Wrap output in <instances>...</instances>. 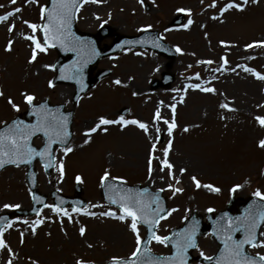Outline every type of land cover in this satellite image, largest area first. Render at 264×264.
<instances>
[{
    "label": "rangeland",
    "instance_id": "obj_1",
    "mask_svg": "<svg viewBox=\"0 0 264 264\" xmlns=\"http://www.w3.org/2000/svg\"><path fill=\"white\" fill-rule=\"evenodd\" d=\"M211 2L101 0L99 3H82L76 14L79 30L95 34L101 26L112 29L110 36L101 38L100 46L109 45L115 34L134 35L152 29L157 30L170 46L179 47L181 52L176 51L174 58L169 60L150 49L137 47L103 57L93 66L92 75L100 69H110L111 73L73 103L71 85L55 83L53 87L48 86L55 72L52 67L44 65H53L57 56L55 50L48 48L45 53H38L33 63L28 62L31 45L23 35L32 33L22 21L41 24L40 7L45 6L46 0H38V3L16 0L15 4L0 0V5H4L0 8V15L16 7L22 8L10 18L9 23L15 24L12 33L7 31V24H0V92L3 93L0 96V125L26 109L22 93L33 95L34 102L46 98L51 104L62 103L66 109H73V137L66 145L73 151L65 155L64 147L55 149V166L49 174L36 164L38 191L45 194L48 204L52 205L50 193L57 191L73 195L79 176L86 203L80 213L69 207L62 208L71 215V222L67 216L58 215L48 207L42 208L39 215L15 217L10 222L12 227L3 234L12 255L7 250H0V264H7L9 259L12 264H76L77 260L85 264H103L114 257H129L136 247L135 234L129 227L131 220L120 221L100 215L115 210L100 195L99 185L105 171L108 178L127 184L148 182L155 189H163L168 212L175 211L159 222V236L180 225L192 211L204 214L209 208L214 209L213 212L223 209L230 193L243 198L253 196L257 189L264 193V148L258 146V142L264 139V127L255 120L256 116H264V81L237 67L243 65L264 74V47H246L264 41V0L256 3L248 0L247 4L243 0H232L242 4L243 10L230 9L223 15H220V8L229 0H216L215 8L207 7ZM177 9L186 11L178 12ZM178 14L184 18L176 26L172 20ZM212 16L219 19L213 20ZM189 18L193 23L185 28ZM36 36L42 41L39 31ZM9 39L13 45L7 52L5 48ZM221 57L227 60V64ZM205 60L213 63H198ZM222 65L221 71H214ZM164 71L174 76L169 87L151 89V81L160 79ZM116 80L121 83H114ZM193 84L214 88L215 93L187 87ZM9 98L19 111L8 104ZM222 103L228 104L231 110L221 108ZM172 105H175L176 127L169 136L164 120H173ZM123 108H127V113L119 115ZM157 109L162 119L154 121ZM100 117L136 119L148 125V132L136 125L124 128L118 124L107 125L103 126L107 127V132L98 129L91 134L89 143L84 144V133ZM35 143H40V139L37 138ZM165 147H169L167 161L173 166L172 178H169L167 168L160 170ZM61 160L64 166L62 177L59 172ZM24 175L25 167L9 166L0 172V213L15 209L4 208V204L30 207V191ZM192 177L201 184L219 188L220 192L196 188ZM169 184L183 191L173 195ZM237 184L242 187L230 191ZM84 210L95 215H85ZM40 220L43 222L33 234L31 225ZM81 227L86 230L83 236L79 231ZM138 231L142 238L144 231L139 224ZM260 240H264V236L260 235ZM149 247L157 253L169 250L156 241ZM215 250L213 239L204 236L199 238L193 254L200 255L203 251L211 256ZM249 251L264 255V247L250 248ZM192 264L199 263L193 261Z\"/></svg>",
    "mask_w": 264,
    "mask_h": 264
},
{
    "label": "snow or ice",
    "instance_id": "obj_2",
    "mask_svg": "<svg viewBox=\"0 0 264 264\" xmlns=\"http://www.w3.org/2000/svg\"><path fill=\"white\" fill-rule=\"evenodd\" d=\"M11 4H15L16 0H9ZM26 3H38V0H25ZM99 3L101 0H51V8L47 6L40 7V17L43 22L41 24L31 23L29 21H22L29 29H31V35H23V39L30 41L31 45V57L29 59V63H33L37 59L38 53H45L49 47H56L59 45L65 51H73L76 52L78 56H85L89 52V46L86 42L79 40L76 38L74 34L71 32V21L75 12L79 11V7L82 3ZM252 3H256L257 0H251ZM203 3V0H201ZM244 4L248 3V0H243ZM217 6L216 0H212V2L207 5L209 8H215ZM4 5H0V8H3ZM230 9L243 10L242 4L234 3L232 0H229L222 8H220V15H223ZM22 11V8L16 7L11 11H7L5 14L0 15V24H7V31L12 33L15 29L14 23H9L10 18L15 17L18 13ZM178 12H184L185 9H177ZM190 13V10H187ZM99 19V17H97ZM211 19L216 20L219 19L218 16H212ZM193 21L191 18L188 19L187 24L184 25L185 28H188ZM150 27V26H149ZM39 31L42 34V41L37 39L36 33ZM224 44V42H221ZM13 41L9 39L8 44L5 48V51L10 52L12 50ZM120 45H118L119 47ZM153 47H159V44L153 43ZM247 48L252 47H264V41L254 42L253 44H248ZM176 51L179 53L181 49L179 47L176 48ZM91 54H96L95 50H91ZM139 54V53H138ZM224 64H227V60L224 57L220 58ZM86 62V61H85ZM80 62L77 61L75 64L70 66V70H74L71 74L66 75L65 69H61V75L59 79H72L75 75H77L82 69L77 65ZM198 63L204 64H212L213 61L205 60L198 61ZM44 67H52L55 68L54 65H44ZM237 67L243 68V71L251 73L257 80L264 81V74L256 72L254 69L249 67H244L243 65H238ZM223 69V65L221 68L214 69V71H221ZM235 71V69H233ZM199 79V75L196 76ZM116 84H120L119 80L114 81ZM49 87H53V82H48ZM187 87H191L193 89H198L199 91L206 93H215V89L211 87H201L199 84L188 85ZM23 99L27 105L30 107H35L33 102L35 97L31 94L22 93ZM136 95V93H133ZM0 96H3V93L0 92ZM8 104L12 107L13 110L19 111V107L13 102L11 98L8 99ZM181 102H183V97H181ZM221 108L229 109L228 104L222 103L220 105ZM173 110V120L169 122L168 120H164V123L168 125V134L171 136L172 130L176 127L175 124V105L171 106ZM32 115L36 116V123L31 125H26L22 121H12L10 125L6 124L4 129L0 130V167H3L5 164H15L19 165L20 163L26 162V160H30L33 156L39 155L42 158L45 154H50L49 144L54 142L65 143V139L68 135L67 125L65 118H58L50 115V112L46 109L44 104L39 105L38 110L32 112ZM162 117L160 116L159 109H157L154 114L153 120H160ZM255 120L257 123L264 127V116H256ZM118 124L121 128H124L128 125H136L138 128L142 129L145 133L148 132V125L138 121L136 119L126 120L123 117H120L117 120H110L104 117H100L98 122L95 125L88 129L84 136L86 137L84 140V144L89 143V139L92 133L97 132V130H102L107 132V125ZM185 132L188 131L187 128L184 129ZM159 132V129H157ZM37 133H43L44 136L48 138L49 143L44 145V149L42 152H37L34 148L29 146L28 141L32 136H35ZM171 146V141H169V147ZM258 146L260 148H264V139H261L258 142ZM169 147L164 148V157L165 159L161 161V171L164 168H167L169 178H172V164L167 161V155L169 151ZM155 145H153V149ZM72 147L65 146L63 148V152L65 155L72 152ZM54 157L49 159V162L45 167L52 166V160ZM59 172L61 177L64 174V166L63 160L59 162ZM181 172L184 169H180ZM149 172H151V158L149 159ZM108 177V172L105 171L104 176L101 177V183L103 184L106 178ZM76 180L79 182L81 178L79 176L76 177ZM192 180L196 186V188H205L211 192H220L219 188L214 187L210 184H201L195 177H192ZM179 183V180H176ZM170 189L173 191V195L176 193L182 192L181 188H173L171 184L168 185ZM241 185H235L230 191L238 190ZM163 189H161L162 191ZM147 189L142 190L137 194H131L130 192L127 194H120L119 192L114 190V195L109 196L106 193V198L110 201L111 204H116L119 206L120 214L117 215L116 212L106 211L101 212V216L113 217L120 221H125L126 218H130L131 223L129 224L130 230L135 234V250L131 253V257H135L137 259H129V261H121L119 258L114 257L112 259V264H186V252L189 248L197 249L198 245L195 240V227L191 230H182L180 233L176 234L175 240L172 242V248L174 252L171 256L167 258L157 259L152 258L151 256L148 259H143L146 255H148V249H141L142 239L139 235L138 224L143 223L149 225L151 229L155 225H157L160 220L166 219V215H160V212H163L164 209L158 208L156 210L151 209V204L148 202V198L146 196ZM253 197L258 198L260 201H264V193H262L259 189L252 193ZM159 200V197H155L152 199V203H156ZM4 208H18L19 205H9L4 204ZM45 207L50 208L54 213L58 215H64L69 218L71 222V215L65 211L64 209L54 206V205H45ZM73 212L80 213L81 209L73 208ZM171 211H175L172 209ZM171 211L167 213V215L171 214ZM209 213L213 212L214 209H207ZM246 214L242 217H237L233 220L230 217H227L225 214L221 216L218 220V227L216 232L213 233L216 236V239L220 240L223 245L220 248L219 255L215 257L205 255L203 251H200V256L203 260L207 261L208 264H264V255H260L259 253L256 256H251L245 254V245L250 248H261L264 247V240H260L257 237L256 229L264 223V204L250 205L248 209L245 210ZM85 215H95V213H89L87 210L83 211ZM39 215V213H37ZM43 220L35 221L31 225V230L33 234H35L36 227L42 223ZM27 223V221H25ZM12 224L7 223L6 226H0V250H7L9 255H12V249L8 246V244L3 239V234L7 230V228H11ZM80 234L83 236L85 234V228L81 227L79 229ZM243 231L244 236L242 239L236 240L233 239V233ZM220 233V235H217ZM261 236H264V232L260 233ZM23 236V234H21ZM149 239H154L157 243L163 244L167 246V243L170 239L168 236H159L156 235L154 231L150 232ZM23 242V240H21ZM91 247V245H89ZM7 264H12V260L9 259ZM35 264V262H33ZM76 264H85V262L81 260H77Z\"/></svg>",
    "mask_w": 264,
    "mask_h": 264
},
{
    "label": "water",
    "instance_id": "obj_3",
    "mask_svg": "<svg viewBox=\"0 0 264 264\" xmlns=\"http://www.w3.org/2000/svg\"><path fill=\"white\" fill-rule=\"evenodd\" d=\"M80 2V0H78V3ZM47 7L51 8V0H48L47 2ZM74 18H75V14L73 16V19L71 21V32L74 34V36L76 38H79V40L84 41L88 44L89 46V52L88 54H86L85 56L81 57L78 56L76 52L73 51H65L63 48H61L59 45H57L56 47H54L57 51H58V60L55 63V69L57 71V76L55 79V82H67V83H72L75 85V96H74V100H77V98L79 97V95L83 92H85L91 85L94 84V82L99 79L100 77H102L103 75H106L109 71L108 70H103L100 71L96 74V76L94 78H89V73L91 70V66L101 57L108 55L116 50H121L124 47H128V46H142V47H149L151 49H154L160 53L165 54L166 56H168L169 58H173L174 56V52L169 49L165 44L161 43V41L157 38V34L156 32H145L144 34H142L141 36L138 37H126V36H116L115 37V41H113L112 45L109 47H105V48H99L98 47V39H96L93 35L87 34V33H80L79 31H77V29L75 28V23H74ZM181 21V17L177 18L175 20V23H179ZM46 22V21H44ZM110 33V29L108 27L106 28H102L99 31V36H104V35H108ZM157 43L159 44V47H153V43ZM118 45H120L118 47ZM94 49L96 54H91V50ZM77 61H79L80 63L77 65L78 67H81V71L75 75L72 79H59L60 75H61V69L64 68L65 69V74H71L72 71L74 70H70V66H72L73 64H75ZM86 61V62H85ZM172 81V76L169 73H162V80L161 81H154L153 82V86L154 87H158V86H167L170 82ZM44 104L46 106V109L50 112L51 116L54 117H58V118H65L66 119V125H67V132L70 134L67 136V138L65 139V143H59V142H54L49 144V148H50V154H45V156L42 158L39 155H35L33 156L30 160H26V162L24 163H20L19 165H24L27 166V173H26V182L31 190V194H32V208L30 210H15L14 213L16 215H26V214H34L36 212H38L41 207H43L46 204V197L45 195L39 194L37 191V181H36V173L34 170V162L36 160H39L41 163H43L44 167L45 165L48 164L49 159L53 157V150L55 148V146H64L70 136V123H71V118H72V111H63V105H49L47 100H44L43 102L39 103V104H34L35 107H28L27 111L25 112V116L22 117H16L13 120H11L8 125H10L12 123V121H22L24 124L26 125H31V124H35L36 123V116L32 115V112L35 110H38L39 105ZM30 119H32V121H30ZM5 125L0 127V130L4 129ZM41 136L44 139V143L41 147H36L32 144V140L35 136ZM35 136H32L29 141L28 144L29 146H31L32 148H34L37 152H42L44 149V145L48 144V138L46 136H44L43 133H37ZM11 164H5L3 167H0V170L2 168H4L5 166H8ZM15 165V164H13ZM52 166H53V160H52ZM51 166V167H52ZM51 167H45L46 172H49ZM147 189V198H148V202L151 204V209L156 210L158 208H163L164 211L160 212V215H165V212L167 210L166 206H165V201L164 198L161 195L160 191H151L147 186L145 187H141V186H128V185H124L119 181H111V180H105L104 183L102 184V194L103 197L105 199V201H107L108 203H110V201L106 198V193L109 196L114 195V190L119 192L120 194H127V193H131V194H137L139 192H141L142 190ZM75 192L77 194V196L75 197H67V196H63L55 191L52 192V198L55 201V206L59 207V206H65L67 204H70L73 208H79L82 205H84V201L81 199L80 197V193H81V187L79 185L75 186ZM155 197H159V200L156 203H152V199H154ZM234 203H235V199L233 197V195H231L230 200L228 201L227 207L225 210L218 212L217 214L213 215L212 213H206V219H207V224L203 223L201 221V217L196 215L195 212H193L183 223L182 226H180L179 228H175L171 231L170 235L168 237L172 238L168 241V244L171 246V254L168 255H154L151 252H149L148 250V255H146L145 257H143V259H148L149 256H151L152 258H157V259H162V258H167L169 256L172 255V253L174 252V249L172 248V242L175 240L176 238V234L180 233L182 230H191L193 227H195V240L197 241V237L202 235V234H207V233H211V235L214 237V239L218 242L219 247H218V251L217 253L212 256L214 259L216 256L219 255V251L220 248H222V244L220 242V240L216 239V236L213 235L214 232H216L218 225V220L221 216H224L225 214L227 215V217L232 218L233 220H235V218L237 217H242L246 214V209L249 208L250 205H253L254 203L256 205H261L264 204V201H260L255 197H248L245 200L239 202L237 204V212L234 214H231V209L234 207ZM116 205V204H114ZM118 206V205H116ZM119 207V206H118ZM10 214H1L0 215V226H3V224L5 222H7L8 220H10ZM264 223H262L257 229V237H258V233H259V229L260 227L263 225ZM147 230V235L143 241V243L141 244V249L144 250L145 248L147 249V243L149 242V237H150V232L154 231V227H152L151 229L149 228V225L144 224ZM217 235H220V233H217ZM233 235V239L239 240L242 239L244 236L243 231H239V232H235L232 234ZM247 245H245V254L249 255L247 253ZM190 249L193 248H189L186 252V264H189V260L190 257L188 255V252ZM131 259H137L135 257H132ZM121 261H129V259L126 260H121ZM202 262H207L205 260H202ZM107 264H112V262H109Z\"/></svg>",
    "mask_w": 264,
    "mask_h": 264
},
{
    "label": "bare ground",
    "instance_id": "obj_4",
    "mask_svg": "<svg viewBox=\"0 0 264 264\" xmlns=\"http://www.w3.org/2000/svg\"><path fill=\"white\" fill-rule=\"evenodd\" d=\"M147 184H148L149 186H151V187H154L153 184H150V183H148V182H147Z\"/></svg>",
    "mask_w": 264,
    "mask_h": 264
}]
</instances>
